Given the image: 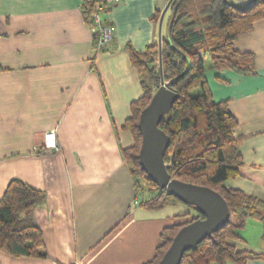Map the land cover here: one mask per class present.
<instances>
[{
	"label": "crops",
	"instance_id": "obj_1",
	"mask_svg": "<svg viewBox=\"0 0 264 264\" xmlns=\"http://www.w3.org/2000/svg\"><path fill=\"white\" fill-rule=\"evenodd\" d=\"M88 1L0 0V199L14 177L46 191L34 216L49 254L0 250V264H144L162 244V230L190 218L176 215L194 212L184 204L143 206L125 155L135 143L125 124L144 94L129 45L144 52L159 42L154 17L169 0L109 6L115 37L107 51L94 45ZM170 22L169 7L163 37ZM234 46L254 54L255 73L218 70L205 59L213 96L229 100L238 119L234 135L242 139L243 165L227 184L264 199V18ZM50 129L60 147L52 152L43 146ZM238 233L229 240L238 251L261 255L245 264H264V220L250 219Z\"/></svg>",
	"mask_w": 264,
	"mask_h": 264
},
{
	"label": "trees",
	"instance_id": "obj_2",
	"mask_svg": "<svg viewBox=\"0 0 264 264\" xmlns=\"http://www.w3.org/2000/svg\"><path fill=\"white\" fill-rule=\"evenodd\" d=\"M101 1L92 0L84 5L91 26L95 7ZM170 11L171 22L162 43L163 75L166 82L173 81L171 88L178 97L170 113L159 124L171 138L165 154L167 168L174 178L206 185L220 192L230 208L227 224L213 236L186 250L181 264H227L229 261L245 264L261 255L238 251L229 240L240 237L239 230L250 219L264 220V199L227 184L229 179L240 174L243 159L239 146L242 139L234 135L238 119L229 100H216L213 96L206 76L205 58L208 54L212 66L218 70L255 73L254 54L237 50L234 41L251 31L257 20L264 18V0H252L245 6L230 0H173ZM160 16L161 11H157L154 20L159 21ZM129 53L144 87L143 96L133 102V114L125 124L135 139L134 145L125 150V155L142 195L141 204L154 210L186 204L194 211V214L188 211L176 215L190 218L162 230V244L157 247L154 258L144 263L157 264L178 230L185 223L205 215L196 206L168 194L141 167L142 134L138 123L142 109L161 84L159 43L152 44L144 52L129 45ZM197 88L200 92L193 95L192 91ZM146 193L151 198H146ZM46 196V191L19 177L9 181L0 199V250L18 257L49 256L43 231L34 216V209L45 202Z\"/></svg>",
	"mask_w": 264,
	"mask_h": 264
},
{
	"label": "water",
	"instance_id": "obj_3",
	"mask_svg": "<svg viewBox=\"0 0 264 264\" xmlns=\"http://www.w3.org/2000/svg\"><path fill=\"white\" fill-rule=\"evenodd\" d=\"M173 0L164 7L159 22V64L161 84L153 93L149 104L142 109L139 128L142 144L139 162L148 176L167 193L181 199L184 203L196 206L205 217L185 223L174 236L169 248L157 264H181L186 250L201 243L207 237L222 229L230 218V208L222 194L212 187L180 180L171 176L165 161L170 135L159 124L172 109L178 93L171 88L173 81H165L162 62V23Z\"/></svg>",
	"mask_w": 264,
	"mask_h": 264
},
{
	"label": "built area",
	"instance_id": "obj_4",
	"mask_svg": "<svg viewBox=\"0 0 264 264\" xmlns=\"http://www.w3.org/2000/svg\"><path fill=\"white\" fill-rule=\"evenodd\" d=\"M123 0H102L95 7V11L92 16L91 31L93 35V41L96 49L102 50L110 48L111 43L115 37V29L113 24L105 17V13L109 6L119 3ZM44 148L48 152L58 150L59 142L56 129H50L45 132Z\"/></svg>",
	"mask_w": 264,
	"mask_h": 264
},
{
	"label": "rangeland",
	"instance_id": "obj_5",
	"mask_svg": "<svg viewBox=\"0 0 264 264\" xmlns=\"http://www.w3.org/2000/svg\"><path fill=\"white\" fill-rule=\"evenodd\" d=\"M206 61H208V63H210V58H209V56H208V54H206ZM207 74V73H206ZM212 72H210V70L208 71V75H206L207 77H212ZM200 92V89L199 88H197V89H195L194 91H192V93H193V95H196V94H198ZM146 198H151V195L150 194H148V193H146ZM186 207H189L190 208V206H188V205H186V204H184ZM191 209H193V208H191Z\"/></svg>",
	"mask_w": 264,
	"mask_h": 264
}]
</instances>
